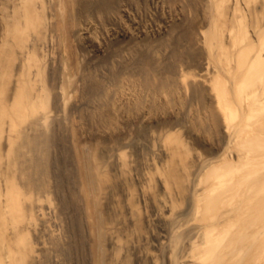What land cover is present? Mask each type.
Masks as SVG:
<instances>
[{"label":"bare ground","instance_id":"bare-ground-1","mask_svg":"<svg viewBox=\"0 0 264 264\" xmlns=\"http://www.w3.org/2000/svg\"><path fill=\"white\" fill-rule=\"evenodd\" d=\"M40 1L0 0V264H79V217L99 240L103 254L96 264H264V0H152L160 9L151 19L154 29L138 28L132 39L121 33L135 39L126 48L112 36L117 52L109 58L120 66L111 59L109 65L94 62L103 70L98 74L89 72L95 68L90 62L88 72L76 69L78 97L69 107L73 76L60 62L66 55H50L61 47L60 29L51 16L43 20ZM45 1L53 7V0ZM69 3L81 17L92 13L115 22L119 12L117 0ZM82 31L74 35L84 39ZM94 51V58L106 52L99 45ZM42 52L57 71L52 91L42 85ZM165 109L182 115L179 127L195 144L179 139V123L147 126L133 152L124 137L101 164L81 148L85 192L77 200L71 201L56 167L61 152L51 159L52 190L41 184L42 136L62 127L69 113L82 130L86 125L108 137L117 129L113 120L153 122ZM62 136L67 142L64 129ZM107 167L118 193L100 186ZM100 194L109 196L106 217L96 209ZM84 198L92 207L90 227ZM128 254L131 263L123 261Z\"/></svg>","mask_w":264,"mask_h":264},{"label":"rangeland","instance_id":"rangeland-1","mask_svg":"<svg viewBox=\"0 0 264 264\" xmlns=\"http://www.w3.org/2000/svg\"><path fill=\"white\" fill-rule=\"evenodd\" d=\"M42 1H40V3H43V5L46 4L45 6H47V7L43 6V9H42V10H45L46 9L45 10L46 13H45V11L43 13V16H44L43 17V20H48V17L51 16V20H52L51 24L52 23L54 24V26H53V24H52V26L53 27L56 26L57 29L59 28L60 29L59 32H60V35H61V37H60L61 38L60 39L61 42H60V45H59L61 47H57L58 45L54 46V50H52L51 52H54L55 51V54L50 53V55H53L54 58H55V55L57 54L58 51L61 52L62 54L61 53H58V56L56 55V58H59V55L60 54H61L60 56H65L66 55L64 57V60L63 61H61L63 58L61 59V57H60V62L61 63L62 62H66L65 63V69H66L65 72H68V73L70 72L71 73V74L69 73L71 75L70 77L73 76V79H72L73 80V82H72L73 85L71 83V78H70V82H69L71 84V85L69 84L71 87L68 88V89H69V92L71 90L72 91L70 92V95L68 94L70 97H69V100H67V102H68L67 103V107H69V105H71V102L75 103L77 101L76 99L78 97V91H79V89H78L79 88V80L77 79L76 80L77 82L75 81V79L77 78L78 73H79L77 70H80V72H82L83 70H86L87 69L86 71L88 72V69H90L92 67V64H94L93 67H95L94 68L95 70L93 68H91L92 71L89 70V72L92 73L94 71L95 74H98L99 71H103L101 69V67L98 68V70H99L98 71L96 69L97 67H96V64L95 63H97V64L99 63L100 64L101 63L100 60H102L103 62L107 63L108 65L110 63H113V61H111V59H113V57L110 59L109 58V55L111 56L112 54H115V51H116V43L117 42L119 43L121 41L120 39H122V37H123V36H120V34L121 33H124V32L126 34H130V37H128V38L132 39L135 36L136 32L138 31V28L141 29L144 26V27H146L145 28L146 29V32H147V30L149 31V30L154 29V24H153V21L152 20L155 17V15H157L156 12L157 13H160L159 12L160 11L159 7L157 8V6H156V8H155V5L152 4V2H153L152 0H144V2H142L143 0L142 1L141 0H137V3H136V0H131V1L130 0H117V5L118 4L119 5L116 6L115 7V10H114L115 13L119 11L117 13L118 15H116V18H115V20H116L115 22L117 24H115V22H113L114 20L111 21V22H113V24H111L110 20H108L107 18H105V17L104 18L103 17L100 18V16L97 17V15L92 16L93 15L92 13H87L85 15H82V17H81V15L78 16L77 15V12H75L74 7H73V10L70 9L73 6V5H71L69 3L70 0L69 1L68 0H61V2H60V0H58L57 1L58 3L57 2L56 3H52V2H55V0H53L52 2H50V4H53V7L51 5H49V3H46L45 0H42ZM120 1H122V2H120ZM128 1H130V2H128ZM66 2H68L69 4L66 3ZM61 5H63V7ZM133 5H136V7L133 6ZM49 6L52 7V10L49 9L50 11L48 10V7ZM116 8H118V10H116ZM135 8H136V10L138 9V11H136ZM58 11H60L61 13L60 12L58 13ZM72 12L73 13H76V14L74 15ZM48 13H50V14H48ZM119 13H120V16H119ZM41 14H42V12H41ZM130 15L131 16L133 15V16L131 17ZM44 18H47V19H44ZM75 18H77V19H75ZM119 18H120V20H119ZM141 19H142V21H141ZM149 19H150V21H149ZM76 20L79 21V22H77ZM81 20H82V22H80ZM71 21H73V22H71ZM49 22H50V20H49ZM117 25H119V26H117ZM58 26H60V27H58ZM107 27H108V29H106ZM123 28H125L127 30H125ZM143 28H142V30L144 31ZM77 29L78 30L80 29V31L83 30L82 31L83 34H84V32L86 33V34L83 35V37H84L85 40L82 39L80 36L78 37V35H74V34H77V32H78ZM129 29H131L130 30L131 33H129L130 32ZM75 31H76V33H74ZM107 32H109L110 34H108ZM117 32H118L119 35H115V34H117ZM86 36L88 38H85ZM112 36H114V37L116 36V39L118 37V39H117L118 41L116 39H114V37L112 38ZM131 36H133V37L131 38ZM79 38H81V39H79ZM128 38H125L124 37L122 39L123 41L120 42V44H119L120 46L117 44V46H119L118 48H126L129 45H133L134 43L132 44V42H130V41H133V40H130V39L128 40ZM126 40H127V42H126ZM105 41H107V42H105ZM111 41H112V44H110ZM134 41H135V39H134ZM125 42L127 43V45H124ZM129 42L131 44H129ZM121 43L123 44V46L121 45ZM93 45H94V47H93ZM98 45H99V48L101 50H104V51L106 50L107 54H106V52H105V54L103 52L97 53V54H95V58H94L93 57L94 56L93 53H96L94 51V48L97 47ZM113 45H115V46H113ZM101 46L103 48H105V49H103ZM112 46L114 47L115 50L112 48ZM118 48H117V50H118ZM88 53L91 54V55L89 56ZM43 54H42L43 60H46V62H44L42 60L45 63L44 66L46 64L48 66L46 65L45 68L42 67L44 69H41V71L44 70V71H42L43 73L41 74V77L43 79L42 80V85L44 84L46 86L47 90L50 89L49 91H52V88H54L53 86H55V82L54 81H56V79L53 78V77H55L54 72L56 73L57 71H55L56 68H54L55 70L53 69L54 64H53V67H52V65L50 64V61L47 60L46 55L48 56V54L47 53L44 54V55ZM79 56H81V57H79ZM84 56L87 57L88 59H86ZM97 56L98 57H101L102 56V58H98ZM44 58H46V59H44ZM82 58H83V60L85 58L84 62L86 61L85 62L86 65L83 64V62H81V61H83ZM48 59H49V56H48ZM96 59H97V62H96ZM104 59L106 61H108V62L104 61ZM114 59H115V57H114ZM92 61H93V63H92ZM117 61L118 60L115 59L114 60V63L119 64V63H117ZM89 62L91 64V67H90ZM77 64L79 65V67H78ZM50 65H51V67H50ZM62 65L64 66V63ZM62 65H61V67H63ZM67 65H68V67H67ZM87 65H89V66H87ZM80 66H83V67H80ZM116 66H120V64L119 65H116ZM51 69H53V70H51ZM94 72H93V74H94ZM52 73L54 75H52ZM75 75H77V76H75ZM136 77L138 78L137 75L134 76V78H136ZM49 78H51V80L48 81ZM52 78L54 80H52ZM50 84H51V86H50ZM74 85H76V86H74ZM72 88H74V89H72ZM77 89H78V91H77ZM72 93L75 94V95H73ZM70 98H71V100H70ZM49 99H48V102L50 101V103H49L48 106H50L51 108H53L51 106V105H53V100H52L51 97H49ZM165 111L166 112H162V113H159L157 115L156 119H154V121L156 120L155 123H154V121L153 122H144L140 118H137V119L135 118V119H132V120L130 119L131 121L130 120L126 121L125 119H122V120H113V123L116 124L115 126L117 127V129L114 130L113 135L108 136V137H105L104 135H102V133H99L98 130H96V129L92 128V127L90 128V127H88L86 125L83 127V130H82L80 127H78L79 124L77 125L78 122L76 120L77 118H75L76 115L75 114H72V113H69L68 114L69 116L66 115L67 116L66 118H68V119H66L64 121V124H62V127H57V126L53 125L52 128H54V129L51 131L52 128H49L46 131V134L44 133L43 136H42V141H41V145L42 146H40V147H41V149L43 148V150H41V153H40V158L41 159H40V162H39L40 168L42 169L41 174H40V177L43 176V181H42L41 184L44 187H46L47 190L49 189L48 190L49 192L52 190V179H51V177H52V165H51V159H52V157H53L54 154H56L57 152H61L62 153V155H61L62 158L59 161V163L56 165V167H59V173L62 175L61 178L63 179V181H65L63 183L64 189L69 192V197L71 198V201H73L74 199L77 200L78 197H79V195L82 196V194L85 192L84 186H83V182H82L83 181L82 180L83 179L82 178V167H81L80 161H79V158H80V155H81V151H82L81 148L83 146L86 147V149L89 150L88 154H89V157H91L90 159H93V161H94V159L95 160L97 159L96 163H99L100 162V164L105 159L104 157H105L106 150L110 146H115V145L118 146V145H120V142H121V140L124 137H127L128 140H131L130 151L133 152L134 149L137 146L136 145L138 143L137 141L139 139H142V137L144 135V132H145V129H146L147 126L154 127L156 124L157 125L158 124H160V125H163L164 124V125H168V126H175L176 124L179 123L178 125H176V129H177V127H179V125H180V127H182V124L185 122V121L182 120L183 119L182 115H180L181 117L179 116V118H178V117H176V116L171 115L170 113H168L167 112V109H165ZM114 116H115V118L117 117V119L120 118L117 115H114ZM116 121L119 122V123L117 124ZM174 123H176V124H174ZM180 127L178 129L179 131H181V132L178 133L179 134L178 135L179 139H180V136H181V139L180 140H182V142L185 139V142H183V143L189 142V143H186L187 145L189 144L188 146H192L193 144H195L194 140L191 139V138H189L190 136L188 134H186L185 128L184 129H180ZM84 128H86V129L84 130ZM89 128H90V130L88 131ZM63 129L68 134V140H67V142L64 140V138L62 136ZM83 131H87L88 132L87 133L88 135H86L85 132H83ZM59 144L60 145H65L66 147L63 148V149H61V151L60 150L57 151L56 147H58ZM197 147L199 148L200 146H197ZM200 148H202V147H200ZM49 149H51L52 151H50ZM57 154L60 155V153H57ZM73 164H75V166H73ZM108 169L109 168L107 167L106 168V171L108 172V174L110 176L108 174H106V176H108V177H104L103 179H105V180L100 181L101 182L100 183V186H101L102 190L103 189L106 190L107 193L108 192L109 193H111V192L113 193V191L116 192V193H118L119 190H120L119 183L116 181V179L114 178V176L113 177L111 176L112 174L110 173V170H108ZM106 171H105V173H106ZM129 183H131V182H129ZM71 185H74L75 188L72 187ZM102 185H105V186H102ZM99 197H100V202L102 201L101 203H99V201H98L99 200ZM54 198H55V195L51 192L50 195H49V199H51V202L53 204L55 203V199ZM103 198L104 197L101 194L98 196V199L96 200V202L99 203V204L97 206L98 208H96V209H98V210L101 209L102 212L104 211V214L102 212L101 213L103 214V217H106V215H105L106 214L105 213L106 211L105 210H107L106 208L109 206V196L108 197H105L106 199L105 198L103 199ZM84 200H85V198L82 201V203H83V212H82V214H83V217L87 220V222L89 224V227H90L93 224V219L91 217L92 214H93L92 213V209H91L92 207L89 204H87V202L84 201ZM97 203H96V205H97ZM101 210H99V211H101ZM75 217L76 216H73L74 219H75ZM138 220L140 222L137 225L138 226V229H142L141 227L143 226V223H142L141 217H139ZM75 221H76V223H75L76 224L75 225L76 226V228H75V242L78 245V248H77V253L78 254L77 255L79 256V257L78 256L77 257L79 258L81 264H88V263L89 264H96V262L98 260V257L101 254H103V253H98V250H97V243L99 242V240L98 239H95V237H93V233H92V231L88 227L86 229V227L83 225L80 217L79 218H76ZM85 241H86V243H85ZM128 255L129 256H126V257L124 256L123 257V261L125 260L126 263H127V261L131 263L133 261V257L131 256V254H128ZM85 261H87V263H85Z\"/></svg>","mask_w":264,"mask_h":264}]
</instances>
